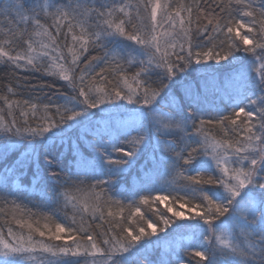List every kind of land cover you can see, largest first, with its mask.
Wrapping results in <instances>:
<instances>
[{
	"label": "snow or ice",
	"instance_id": "obj_1",
	"mask_svg": "<svg viewBox=\"0 0 264 264\" xmlns=\"http://www.w3.org/2000/svg\"><path fill=\"white\" fill-rule=\"evenodd\" d=\"M0 25L5 69L72 93L0 95V202L19 226H0V264H186L164 239L181 229L193 264H264V0H0ZM173 173L193 214L153 223L141 207L168 200L152 194ZM10 176H30L51 226L5 199Z\"/></svg>",
	"mask_w": 264,
	"mask_h": 264
},
{
	"label": "trees",
	"instance_id": "obj_2",
	"mask_svg": "<svg viewBox=\"0 0 264 264\" xmlns=\"http://www.w3.org/2000/svg\"><path fill=\"white\" fill-rule=\"evenodd\" d=\"M3 25H0L2 27ZM128 44H131L132 42H127ZM129 52L131 53L130 59H135L136 53L132 52L131 49H129ZM92 55H102V53L98 51H92ZM88 55V54H85ZM143 58V57H142ZM131 71H135V69H131ZM111 79V77H109ZM48 84V85H54V88L52 90H49L48 88H45L43 92H40L38 89L33 90V85L37 84ZM11 85L13 89L17 92V96L12 97L13 99H19V100H26V99H33L36 100L38 97L39 99L37 102L42 103H56V104H63L64 100L62 99L65 95H71V89L68 88L63 81L56 80L52 77H45L42 74H32L25 71L20 72H13L9 69H5L2 64H0V95H6L7 94V86ZM19 85V87H18ZM210 101H215V103L219 104L221 107H224V103H222L218 96H211L209 97ZM0 107H3V105H0ZM39 116L40 113H37ZM17 119L20 120L21 117L17 113ZM104 119L103 113H97L95 120L101 121ZM35 125V121H33V126ZM212 134L217 137V139L221 138L220 133L217 129L211 130ZM75 135V134H74ZM39 139V138H38ZM174 144L180 145L181 139L180 136L176 137H170L169 138ZM5 142V137L2 133H0V144ZM32 147V144L28 141H25L21 145L18 146V152H22L25 150H30ZM61 146L57 145V147L54 149L55 152L61 151ZM177 151H179V147H177ZM18 154V153H17ZM71 154V149L69 146V158ZM14 158V157H13ZM10 162V161H9ZM3 165H0V168H2ZM167 182V183H166ZM184 181L181 176H179L177 173H173L169 176L161 178L159 184L157 187L165 189L164 191L154 192L152 195L156 196H168V203H166V206L162 204V201H156V202H150L149 205H143L141 207V213L148 219H152L153 223H156L158 220L157 213L164 214L167 213L169 217H171V213H168V207L171 206L175 210H183L185 212V215H191L193 214V207L192 203H188L184 208H180V205L173 204V197L177 195L175 191H173L174 188L183 187ZM7 196L5 199L7 201H16L18 205H21L24 208L31 209L33 213H36L37 215L33 217V220L39 219L40 223L39 226L42 228L44 223H49L51 226L52 221H49L45 219L46 216L52 215V208L49 206H44L41 202V192L38 190H34L31 178L28 177H22L17 178L15 176H10L8 179V189H7ZM180 196H183L184 193H179ZM190 199V198H189ZM196 203H199V201H195ZM181 204H184L185 202L181 200ZM0 208H3V212H0V226L7 227L12 226L14 230H18L19 226L15 225L14 221L12 220V212H11V206L5 205L4 203L0 202ZM162 210V211H161ZM113 211H118V209L113 208ZM194 211H201V209L197 208ZM71 210H69L68 215L71 216ZM124 215H127V209H125ZM17 218H20L19 216ZM24 219H27L28 217H23ZM79 217H77V220L79 221ZM87 220V217H85ZM55 221L64 223V212L59 211L58 214L55 215ZM7 222V223H6ZM67 226V224H66ZM26 231V229H25ZM163 237V236H162ZM198 234L193 232L189 229H181L175 233H172L167 240L171 241V245L173 244V239H178V249L172 248L174 252L180 253L184 259L186 264H193L194 257L188 255V246L193 244L197 241ZM166 239V238H165ZM177 242V240H176ZM242 242V241H238ZM164 253V249L161 247H155L152 249V257L154 259L160 257Z\"/></svg>",
	"mask_w": 264,
	"mask_h": 264
},
{
	"label": "rangeland",
	"instance_id": "obj_3",
	"mask_svg": "<svg viewBox=\"0 0 264 264\" xmlns=\"http://www.w3.org/2000/svg\"><path fill=\"white\" fill-rule=\"evenodd\" d=\"M241 34L243 35V34H246V29H242L241 30ZM239 38L237 37V40H238ZM166 203H168V200H162V204L164 205V207L166 206ZM162 211V210H161ZM161 236H163V233H161ZM170 236V235H169ZM168 236V237H169ZM168 237H164V239L166 238H168ZM170 240V239H169ZM176 240H177V242H176ZM172 245H171V248H174V249H178V239L177 238H175V239H173V241H172Z\"/></svg>",
	"mask_w": 264,
	"mask_h": 264
}]
</instances>
